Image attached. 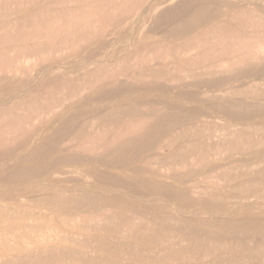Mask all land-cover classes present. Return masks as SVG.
I'll return each instance as SVG.
<instances>
[{"label": "rangeland", "instance_id": "obj_1", "mask_svg": "<svg viewBox=\"0 0 264 264\" xmlns=\"http://www.w3.org/2000/svg\"><path fill=\"white\" fill-rule=\"evenodd\" d=\"M260 46L264 0H0V194L16 198L8 207L18 214L55 218L48 231L21 232L24 238L1 222L0 240L22 243L0 252V264L13 262V254L38 264H72L75 255L95 264L211 261L173 259L163 246L161 253L136 251L120 234L89 252L73 242L72 225L59 223L73 209L20 202L74 195L70 189L79 185L95 187L96 197L114 201L112 212L127 219L147 207L207 225L253 220L256 227L221 236L232 247L220 252L221 264H264V227L256 224L264 225ZM222 60L231 68L214 72ZM148 114L164 120L144 135L137 126L123 134ZM103 132L107 141L117 134L111 156L79 161L76 153L90 151L66 149ZM118 159L131 162L106 164ZM46 233L60 240L27 244Z\"/></svg>", "mask_w": 264, "mask_h": 264}, {"label": "bare ground", "instance_id": "obj_2", "mask_svg": "<svg viewBox=\"0 0 264 264\" xmlns=\"http://www.w3.org/2000/svg\"><path fill=\"white\" fill-rule=\"evenodd\" d=\"M260 47L262 49L264 48L263 46ZM229 68H231L229 63L226 60H222L214 67V72H219L222 71L223 69L227 70ZM144 116H145L144 119H142L141 122L139 121L138 125H131L128 129H124L125 131H123V134H126V132H129L128 130H131L137 126V128H139L138 132L140 133V135H144L145 132H147L149 129H152L155 124L160 123L161 121L164 120L163 116L159 114H148ZM18 130H19L18 127H16L15 125L9 127L8 133L10 135V138L14 139L15 136H17ZM104 132L103 134L98 135L97 140L90 141L91 140L90 139L89 141H85L82 144L68 143V145H66V149L72 152H75L76 149L90 151L91 153L90 156L76 153L77 155L76 154L74 155L75 156L74 159H77L79 161L92 160L93 159L91 158L93 157L92 154L93 155L105 154L107 157L111 156L116 152L117 150L116 148L118 147L117 144L113 142L117 138V134L114 133L111 139L107 141L106 137H104L105 136ZM4 140L5 138L3 137L0 138V146H2ZM130 140L131 137L128 139V141ZM129 162L131 161L118 159V160H113L111 162H106V164L112 167H125V165L128 164ZM70 190L74 191L76 194L70 196L61 195L60 197L57 198L33 196L19 200L21 203H24L26 201H35V203L40 205L42 208H49L54 206V207H59L60 209L63 210L73 209V212L71 214L67 212H62L60 218H58L59 223H61L62 225L63 224L72 225L75 230L74 234H76L75 240H73V242L76 245H79V247L81 246L83 248L90 249L89 252L92 251L94 252V250H97L98 247H103L104 245H110L111 242H113L114 239L116 238L115 234H120L123 240L122 242H124L128 246L129 244L132 243L134 246V250L136 251L152 250L155 252L158 250V253H161L164 249H160V248H162L161 246H163V248L166 249L171 248V250H173V253L169 255L173 259H178V258L210 259L208 256L212 255L213 257L211 258V261L207 262L206 260V262L204 261V263L221 264L224 259L223 256L220 255V252L224 253L225 255V254H231L232 251V247L230 245L228 246L226 243L222 242V240L220 239L221 236L223 234L226 236H230L231 234L235 233V231L239 232L240 231L239 229L247 228V227L250 229L257 226V225H253V223H255V221L253 220L238 222V223L236 221L235 223L224 221L222 222V224L207 225L205 223L202 224L199 221H194L188 218H183L181 220L177 219V217L173 215L163 213V209L161 208H159L157 211L155 208H147V207L144 209L139 208L138 210L133 211V214L135 215L133 219H127L125 217L126 212L125 213L112 212L113 209L117 208V205L115 204L114 201L112 202L108 201L105 199V197H96L95 193L97 192V189L95 187L88 188L79 185ZM111 190L112 192L116 191L115 188ZM107 194L110 196V198H112V200L115 199V196L113 195L111 196V194L109 193ZM15 199L16 198L7 197L4 194H0V203H1L0 223L2 222V223L10 224V226L13 229H15L13 231L16 232L17 230L20 233L21 232L25 233L26 231L24 235H26L27 233H30L31 235L33 234L34 231L36 232V230L37 231L39 230L40 232V230L43 229L42 227L47 228L46 231H48V228H51L53 226L52 224H54V222L52 223L50 222L51 220H55L54 217L16 213L14 209L8 207L9 205L8 203H10V201H13ZM105 212L107 213L109 212V213L107 214ZM262 212L264 214V210H262ZM259 222L260 221H256V224H259L262 227H264V225H262ZM199 225H201L203 228L199 229ZM82 228L83 229L85 228V230L92 229L97 232H104L105 234L96 237L95 239H90L80 234V230H82ZM60 231L61 230H59L57 233L58 234L61 233ZM39 232H37V234ZM40 234L41 233H39V236ZM46 234L47 235L44 234L40 238L37 235L38 236L37 239L33 241L29 240L27 244L32 243V247H36L37 243L40 244L52 243L55 242L56 240H60L58 235L57 237H55V234L52 233H50L49 235L48 233ZM19 235L22 236L23 233ZM34 235L35 234H33V237ZM65 238L66 237H64L63 240H65ZM25 239H27V237ZM21 243L19 242V240L9 241L6 238L2 239L0 240V252H9L12 250L13 251L18 250L21 246L20 245ZM148 245L151 246V248H146V246ZM84 253L87 254L88 251H85ZM17 256H18L17 254H13L12 259L17 260ZM161 258H164L163 255L158 254L156 256V260H160ZM0 260L2 259L0 258ZM14 260L10 264H38L35 261H33L32 255H28L22 261H14ZM68 260L72 264H95V263H89L87 257L80 258L77 255L71 256L70 258H68Z\"/></svg>", "mask_w": 264, "mask_h": 264}]
</instances>
